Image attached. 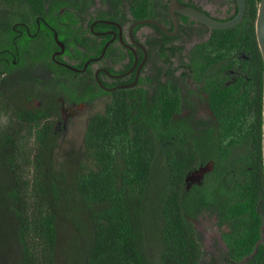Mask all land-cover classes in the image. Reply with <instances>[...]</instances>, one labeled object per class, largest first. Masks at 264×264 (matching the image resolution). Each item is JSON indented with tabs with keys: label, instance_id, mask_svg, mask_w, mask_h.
Here are the masks:
<instances>
[{
	"label": "trees",
	"instance_id": "16d2710c",
	"mask_svg": "<svg viewBox=\"0 0 264 264\" xmlns=\"http://www.w3.org/2000/svg\"><path fill=\"white\" fill-rule=\"evenodd\" d=\"M13 1L10 19L43 11V0ZM259 1L244 0L238 24L211 30L192 52L190 63L215 71L203 88L215 119L200 149L194 129L204 121L177 116L180 99L161 84L152 94L114 93L89 116L75 160L63 163L55 96L28 107L20 93L4 104L0 95V112L12 114L0 129V263L195 264L207 254L191 219L206 213L223 228L225 264H264ZM206 163L212 171L187 192L185 175Z\"/></svg>",
	"mask_w": 264,
	"mask_h": 264
},
{
	"label": "flooded vegetation",
	"instance_id": "af4514ba",
	"mask_svg": "<svg viewBox=\"0 0 264 264\" xmlns=\"http://www.w3.org/2000/svg\"><path fill=\"white\" fill-rule=\"evenodd\" d=\"M213 4L212 11L198 2ZM29 6V0L22 1ZM29 2V3H27ZM170 0H43V11H17L16 17L8 8L18 4L0 0V95L14 97L28 107H39L49 97L57 103L60 119L54 133L65 127L71 118L69 109L88 108L87 116L103 113L113 94L121 91H145L152 94L158 87L163 93L178 96L180 112L177 116L196 121L203 120L194 129L198 149L201 140L215 119L203 91L210 82L202 72V64L190 63L195 47L211 36L210 28L175 12L177 29L169 12ZM179 4L202 11L218 21L236 14L234 0H178ZM37 6V3H32ZM136 16H142L136 18ZM235 16V15H234ZM142 20H153L166 33L149 24L135 25ZM11 23V24H10ZM131 29V31H130ZM211 72V71H210ZM167 92H166V91ZM29 97V98H27ZM19 98L14 97V101ZM80 99L79 102H76ZM75 100V101H74ZM172 111L174 107H170ZM211 122V123H210ZM59 148V147H58ZM212 171V163L200 165L185 175V189L201 185L205 175ZM198 233V243L206 256L195 264H225L220 255L225 248L221 240L223 228H218L214 215L198 214L191 219ZM214 225L217 239H211L199 228L203 221ZM246 260L241 261L244 263Z\"/></svg>",
	"mask_w": 264,
	"mask_h": 264
},
{
	"label": "water",
	"instance_id": "95a60500",
	"mask_svg": "<svg viewBox=\"0 0 264 264\" xmlns=\"http://www.w3.org/2000/svg\"><path fill=\"white\" fill-rule=\"evenodd\" d=\"M236 7L235 16L228 21H218L207 14L203 13L200 10H197L192 7H187L179 4L178 0H170L169 2V12L173 21L174 31L177 29V23L175 19V12L180 13L181 15L190 18L212 30H224L236 26L242 19L245 9L244 0H234ZM149 24L157 27L158 29L167 32L161 24L153 20H142L133 24L141 25ZM131 31V29H130ZM255 37L257 46L262 58L263 68H264V0H260L257 8L256 20H255ZM263 156H264V108H263Z\"/></svg>",
	"mask_w": 264,
	"mask_h": 264
},
{
	"label": "rangeland",
	"instance_id": "374dc122",
	"mask_svg": "<svg viewBox=\"0 0 264 264\" xmlns=\"http://www.w3.org/2000/svg\"><path fill=\"white\" fill-rule=\"evenodd\" d=\"M197 4L209 11H212L214 7L213 4L206 1H201ZM69 110L71 118L66 123L65 127L60 128L59 148L55 155L58 163H63L65 160H75V155L82 149V138L85 129L84 122L88 115L97 110L101 111V108L97 107L92 111H89L88 108L85 107L71 108ZM213 226L214 225L210 220H203L199 224V228H202L203 231L207 232L208 237H211V239H217V233ZM69 250L71 249L69 248ZM0 264H4V262H1ZM72 264H75V262Z\"/></svg>",
	"mask_w": 264,
	"mask_h": 264
},
{
	"label": "clouds",
	"instance_id": "9594fccd",
	"mask_svg": "<svg viewBox=\"0 0 264 264\" xmlns=\"http://www.w3.org/2000/svg\"><path fill=\"white\" fill-rule=\"evenodd\" d=\"M12 122L11 112H0V129L8 127Z\"/></svg>",
	"mask_w": 264,
	"mask_h": 264
}]
</instances>
